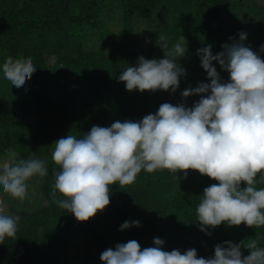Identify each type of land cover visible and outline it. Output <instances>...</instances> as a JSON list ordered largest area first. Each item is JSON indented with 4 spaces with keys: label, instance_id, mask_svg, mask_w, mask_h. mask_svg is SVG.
Segmentation results:
<instances>
[{
    "label": "trees",
    "instance_id": "1",
    "mask_svg": "<svg viewBox=\"0 0 264 264\" xmlns=\"http://www.w3.org/2000/svg\"><path fill=\"white\" fill-rule=\"evenodd\" d=\"M255 5L256 0H0V154L12 148L18 158L42 159L48 168L47 176L40 177L44 202L20 217L16 240L6 238L0 244V264H68V249L79 240L80 262L77 258L75 264H103L104 250L129 240L142 249L154 247L156 237L166 242L165 251L194 248L204 258L214 256L215 246L225 241L257 239L264 247V226L229 227L224 222L208 228L211 235L200 230L197 205L204 189L218 181L196 170H188L186 179L183 172L142 170L131 185H111L110 205L87 222L51 199L54 173L60 170L51 153L56 140L69 134L83 138L94 125L138 121L156 113L162 103L192 107L198 95L185 101L181 93L210 83L198 49L212 45L213 54H218L224 43L233 42L230 37L239 41V33L249 26V16L243 14L251 10L261 21L244 43L264 59V6L254 9ZM116 8L120 30L111 36L109 28L100 30L101 14ZM147 17L164 22L156 31L168 37L170 46L180 36L186 38V55L178 61L186 76L174 94L130 92L118 81L121 71L135 66L140 56L164 58L162 48L135 31L136 20ZM110 18L109 14L106 19ZM9 56L32 58L37 71L25 87L16 88L4 78L2 66ZM48 57L55 59L49 64ZM214 66L222 80H229V73L216 62ZM44 77L52 81L55 97L45 93L49 88ZM261 187L264 182L257 184ZM6 212L19 216L13 206ZM136 220L141 227L119 230L125 221ZM242 252L250 254L247 249Z\"/></svg>",
    "mask_w": 264,
    "mask_h": 264
},
{
    "label": "clouds",
    "instance_id": "2",
    "mask_svg": "<svg viewBox=\"0 0 264 264\" xmlns=\"http://www.w3.org/2000/svg\"><path fill=\"white\" fill-rule=\"evenodd\" d=\"M224 43L213 54L212 45L198 49L201 66L210 83L201 82L185 89L181 96L201 98L192 107L185 103H162L154 114L138 121H115L109 127L92 126L83 138L73 135L56 140L52 160L60 170L51 199L80 222H87L110 205L111 185L121 188L135 183L141 171L154 173L167 169L171 174L196 170L218 181L206 187L196 208L200 230L208 232L226 222L250 228L264 226V59L245 46L247 34L239 41ZM157 46L164 58L140 56L118 76L126 90L171 91L180 87L186 70L179 64L187 52L182 35L170 46L159 34ZM260 51L264 52V45ZM214 62L229 73L222 80ZM37 71L32 58L7 57L2 66L4 78L16 88L25 87ZM47 162L38 158L20 159L9 148L0 157V188L14 199L28 198V181L46 177ZM244 185V186H242ZM57 193L60 195L58 196ZM62 197V198H61ZM0 197V244L17 239L20 216L9 215ZM141 222L125 221L120 231L141 227ZM165 241L156 237L154 247L141 248L136 240L117 243L100 255L103 264H264V247L257 239L239 243L225 241L215 246L214 256L198 257L194 248L165 251ZM247 249L249 255H244Z\"/></svg>",
    "mask_w": 264,
    "mask_h": 264
},
{
    "label": "rangeland",
    "instance_id": "3",
    "mask_svg": "<svg viewBox=\"0 0 264 264\" xmlns=\"http://www.w3.org/2000/svg\"><path fill=\"white\" fill-rule=\"evenodd\" d=\"M256 4L254 6V9L257 8V6H264V0H256ZM255 11V10H254ZM101 14V26L100 30H105V28L108 29V34L111 36H114L115 33L117 34L120 30V17H119V11L118 9L110 10L109 12H102ZM111 15L110 20L106 19L108 15ZM252 14V15H251ZM255 13L251 10L250 14H243L244 17L249 16V26L247 31L245 32L247 34V37H252V31L251 29L256 25V22L261 21L260 17L258 15L253 16ZM155 14L151 15L154 16ZM160 15V14H159ZM148 16V17H151ZM144 18V19H137L136 23L134 24L135 31L142 35L144 38H147V40H151L153 44H156V41L158 40L159 34H162L161 32H157L156 29L158 27H161V24L164 22L162 20H154V18ZM160 18V17H158ZM111 30V32L109 31ZM159 47V46H158ZM54 57H48L47 61L48 63H52L54 61ZM44 83L48 86L49 90L44 88L45 93L50 96H56V92L54 87L52 86L53 83L47 77H44ZM201 97L198 96L196 99H200ZM31 126H34L35 120H32ZM55 148V145L53 149H51V153L53 152ZM6 151V150H5ZM4 152L0 154V157L4 155ZM20 159H26V158H20ZM29 159V158H27ZM29 189H28V198L25 199V201L21 202L18 199H14L10 197L8 194L4 193L2 188H0V197H3L5 199L6 204L8 205L7 208L13 206L14 209L17 211L20 217H24L29 211H32L36 209L42 202H44L42 195L40 193V183L41 179L39 176L33 177L28 182ZM12 204V205H11ZM74 245H71V247L68 249L70 253L68 254V264H75V259L78 258V263L80 262V251H81V241H77L73 243Z\"/></svg>",
    "mask_w": 264,
    "mask_h": 264
}]
</instances>
